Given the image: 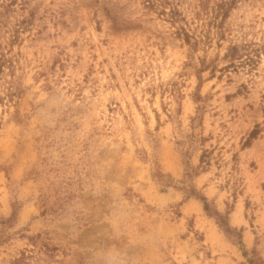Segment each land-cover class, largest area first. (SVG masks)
Listing matches in <instances>:
<instances>
[{"label": "rangeland", "instance_id": "obj_1", "mask_svg": "<svg viewBox=\"0 0 264 264\" xmlns=\"http://www.w3.org/2000/svg\"><path fill=\"white\" fill-rule=\"evenodd\" d=\"M0 235V264H264V0H0Z\"/></svg>", "mask_w": 264, "mask_h": 264}, {"label": "trees", "instance_id": "obj_2", "mask_svg": "<svg viewBox=\"0 0 264 264\" xmlns=\"http://www.w3.org/2000/svg\"><path fill=\"white\" fill-rule=\"evenodd\" d=\"M181 31H183V33H184L183 37L185 38V40L189 42L190 41L189 33L184 28H181ZM179 34H180V30H179ZM245 51H247V50L245 49ZM242 55H246V58L249 60V56H247V54H243V53L239 52L237 45H231V46H229V48L227 50V53L225 54V57L229 58L230 59V63L233 64L234 63L233 61L235 59L242 58ZM197 90H199V89L197 88ZM196 98H197V100H200L201 96L197 95ZM259 133H260V130H259L258 125H257L254 129H252L249 132L248 139L246 140V142L244 144L248 145L251 142L252 139H254V138H256L258 136ZM204 157H205V155L202 154L201 158H200L201 162L204 160ZM189 196H194L195 198L199 199L202 202L203 209L206 212H213L219 218V225H220L221 228H224V229L228 230L232 234L237 233V241H238L239 244H242V234L240 232H237L235 228H232V227L229 226V224L227 222L226 215L222 214L217 209L212 208L208 198L204 194L199 193L196 190H190ZM16 210H17L16 204L12 202V213H11V216L8 217L7 220H5V222L7 224H9V222H11V221H13L15 219ZM1 241H3V238H1V235H0V242Z\"/></svg>", "mask_w": 264, "mask_h": 264}]
</instances>
